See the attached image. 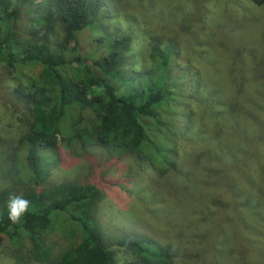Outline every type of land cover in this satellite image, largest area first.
<instances>
[{
  "label": "trees",
  "instance_id": "obj_1",
  "mask_svg": "<svg viewBox=\"0 0 264 264\" xmlns=\"http://www.w3.org/2000/svg\"><path fill=\"white\" fill-rule=\"evenodd\" d=\"M14 1L0 0V65L17 77L11 93L23 104L24 111L21 118L18 116L20 133L12 156L15 154L17 163L21 165H16L15 169L19 168L26 179H22L14 168L6 173L10 178L17 176L18 183L24 188L20 193L7 187L0 189V234L5 235L12 245L25 243L29 256L40 262L114 264L113 252L106 248L96 224L95 202L99 195L94 186L71 181L44 187L25 186L29 182L38 183L44 177L40 150L55 148L58 134H62L68 140L78 141L81 146L94 143L110 149L141 152L160 164L169 163L170 168L177 169V152H170L169 147L175 136L186 138L181 132L182 124L186 122L182 119L186 114L179 117V123L173 122L175 118L170 109L181 107L176 101L183 97L186 88L190 91L196 89L197 94L200 92L206 96H214L218 92L208 75V64H214L212 56L225 55L226 64L238 74L242 56L239 34L236 38L231 31L227 32L236 46L232 47L226 36L210 29L205 31L207 26H200L204 30L202 33L196 32L197 26L194 30L187 26L185 37L175 40L167 36V31L162 35L151 33L146 42L150 63L136 70L125 67L130 34L102 26L96 20L102 0H42V14L31 21V26H16L19 12ZM179 42L184 55L188 53L203 64L199 69L200 75L196 74L197 80L188 66L176 63ZM263 47L264 29L258 31L253 28L251 47L245 52V60L253 65V71L247 76L252 95L263 91L260 84L264 82V71H257L264 66ZM239 78L242 83L245 81L244 77ZM238 94L237 88L235 97ZM205 107V104L199 106L198 118L194 114L193 120L198 127L192 138L206 135L209 141H215L219 138L217 128H207L200 121L207 114ZM162 108H167V118L163 117V120L160 118ZM86 111L89 114L83 115ZM246 111L249 126L257 132L259 141L251 143L250 151L241 153L248 159L253 158L254 161L248 162L255 164L256 175L264 160V131H260L264 129V112L259 105ZM72 112L77 115L70 116ZM81 120L83 122L79 123ZM220 126L224 128V125ZM154 137L159 141L157 144L150 143ZM192 138L187 137L190 142H195ZM207 142L199 141L195 145ZM236 148L240 151L241 147L238 144ZM245 170V176L250 179ZM241 174L238 173L240 177ZM220 179L223 197L212 204L217 208L236 204L235 208L243 209L235 211L233 216L242 217L245 200L242 202L237 193L238 201L226 203L223 188H228L231 183L224 182L225 177ZM14 183L7 186L14 188ZM10 194L30 201L28 212L18 223L8 219L6 204ZM210 204L200 207L199 213L194 214L196 220L185 229L184 241L173 250L171 246L159 244L145 235H116L118 248L130 255L123 264H184L183 261L189 258L191 262L194 252L188 235L193 232L198 239L195 250L202 254L208 252L210 257V252H213L209 264H234V261L237 264H264V210L259 203L251 199L248 208L252 216L250 223L243 219L242 222L235 221L238 223L232 226L228 211H225L222 218L229 225L228 232L221 222L218 228H214L207 221L206 214L212 210ZM162 209L157 210L165 215ZM56 214L64 215L71 226L66 232L68 235H64L62 228L57 229L61 235L71 238L60 250L55 249L59 240L52 238ZM224 238L229 247L224 244ZM242 239L250 242L249 256L239 250L234 254L236 257H231L229 251L238 250L239 244L244 246ZM221 253H226L225 262Z\"/></svg>",
  "mask_w": 264,
  "mask_h": 264
},
{
  "label": "rangeland",
  "instance_id": "obj_2",
  "mask_svg": "<svg viewBox=\"0 0 264 264\" xmlns=\"http://www.w3.org/2000/svg\"><path fill=\"white\" fill-rule=\"evenodd\" d=\"M14 4L19 12L16 26H31V21L42 14L44 1L15 0ZM96 20L102 26L114 27L130 34L131 41L125 67L136 70L150 63L146 42L151 33L162 35L167 31V36L175 40L185 37L187 26H190V30L197 26L195 30L199 33L204 31L200 26H207L205 31L210 29L221 36H226L232 47L236 46L227 32L231 31L236 38L239 34V40L242 42L239 49L242 56L239 60L238 74L226 64L225 55L219 53L212 56L214 64H208V75L211 85L216 86L218 92L214 96H206L200 92L197 94L196 89L190 91L186 88L183 90L185 95L176 101L181 107L170 109L175 118L173 122L179 123V117L186 114L182 119V122H186L182 124L181 130L186 138L175 136L172 146L169 147L173 149H170V152L175 151V154L177 152V169L170 168L169 163L160 164L141 152L110 149L94 143L81 146L78 141L68 140L62 134H58L55 148L40 150L43 179L35 184L29 182L25 186L44 187L64 181L94 186L99 195L95 202L96 224L106 248L113 252L114 264H123L130 258V255L127 256L118 248L116 235L123 237L145 235L159 244L171 246L170 249L173 250L177 244L184 241L185 229L196 220L193 218L194 214H198L199 208L205 207L209 202H211L209 208L212 210L206 216L212 227L218 228L221 222L226 232L229 231V225L222 218L225 211H228L229 224L232 226L238 223L235 221L246 220L250 223L251 199L256 200L264 210V160L255 175V164L248 162L254 161L253 158L248 159L241 152L250 151L251 143L259 141L257 132L249 126L246 110L259 105V109L264 112V82L260 84L262 93L252 95L247 76L253 71V65L251 61L245 60V52L251 47L253 28L258 31L264 29V0H102ZM177 44L180 47L177 50L176 63L188 66L196 79V74L200 75L199 69L201 70L203 64L188 53L184 55L180 42ZM7 70L10 71L0 65V140L4 141L0 143V189L7 187L20 193L24 187L18 183L17 176L10 178L6 173H9L10 169H15L16 165L21 166L12 153L15 150L17 134L20 133L21 125L18 119L22 117L24 109L23 104L11 93L17 77L10 72L14 79ZM257 71H264V66L257 68ZM240 76L245 79L243 83ZM237 88L239 94L235 97ZM252 98L256 99V102ZM201 104H205L204 110L207 114L200 118V121L207 128H217L219 138L215 141H209L206 135L192 138L198 127L197 122L193 120L194 114L199 117ZM166 112L167 108L160 110L161 120L163 117L167 118ZM88 114L86 111L83 115ZM76 115L75 112L70 114L73 117ZM81 122L83 120L79 123ZM220 125H224V128ZM187 137H191L195 142H190ZM153 139L150 143L159 142L157 138ZM199 141L208 142L205 145H195ZM238 144L241 147L240 151L236 148ZM262 149L264 151L263 147ZM248 155L251 156L250 152ZM245 168L250 179L245 176ZM15 170L22 179H26L19 168ZM238 173H242L241 177ZM222 177H225L224 182L228 181L231 184V179L233 180V185L229 184L228 188H223L226 191L224 197L226 203L238 201L235 195L237 193L242 202L245 200L242 217L233 216L235 211L243 209L235 208L236 204H231L227 208H217L212 204L223 197L220 188ZM13 181L16 189L7 186ZM158 208H163L166 214L159 212ZM54 223L56 229L52 232V238L59 240V243L55 244V249L60 250L71 240L70 237L64 236L68 235L66 232L71 226L61 214H56ZM58 228L64 230V235L60 234ZM188 238L193 243L191 250L194 253L191 262L189 258L183 263L209 264L213 252H210V257L208 252L202 254L195 250L198 240L195 232L188 235ZM223 240L229 247L227 239ZM242 242L244 246L239 244L238 250L228 252L231 257H236L234 254L239 253V250L240 253L249 256L250 242L243 239ZM24 244L12 245L5 235L0 234V264H48L30 257ZM221 247L226 252L222 243ZM222 258L225 262L226 253L222 254ZM234 264L237 262L234 261Z\"/></svg>",
  "mask_w": 264,
  "mask_h": 264
},
{
  "label": "clouds",
  "instance_id": "obj_3",
  "mask_svg": "<svg viewBox=\"0 0 264 264\" xmlns=\"http://www.w3.org/2000/svg\"><path fill=\"white\" fill-rule=\"evenodd\" d=\"M30 201L22 196L10 194L6 207L8 219L12 223H18L20 218L29 210Z\"/></svg>",
  "mask_w": 264,
  "mask_h": 264
}]
</instances>
